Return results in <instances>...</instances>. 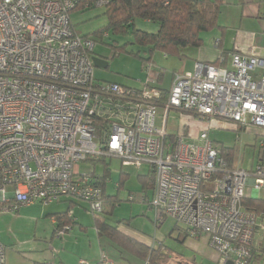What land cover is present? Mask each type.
Instances as JSON below:
<instances>
[{
	"label": "built area",
	"instance_id": "1",
	"mask_svg": "<svg viewBox=\"0 0 264 264\" xmlns=\"http://www.w3.org/2000/svg\"><path fill=\"white\" fill-rule=\"evenodd\" d=\"M79 2L0 0V210L72 197L100 213V177L74 174V164L147 163L153 190L141 200L155 226L170 217L191 236L205 234L223 263L248 264L250 245L264 239V211L245 209L244 190L250 185L258 195L264 168H228L205 130L187 141L157 126L159 87L99 82L95 43L71 24ZM165 106L264 130V59L232 53L229 66L196 61L192 71L173 74Z\"/></svg>",
	"mask_w": 264,
	"mask_h": 264
},
{
	"label": "crops",
	"instance_id": "2",
	"mask_svg": "<svg viewBox=\"0 0 264 264\" xmlns=\"http://www.w3.org/2000/svg\"><path fill=\"white\" fill-rule=\"evenodd\" d=\"M217 24L218 26L213 28L215 31L201 35L203 41L201 46L184 49L182 57L176 55L179 57L177 59L182 63L177 70H173L171 73L167 72L162 65L153 64V67L149 66L144 82L137 79H127L129 77H124L122 80L119 77L114 78L109 75L105 77L111 79L110 82L121 83L136 89L141 88L145 83L155 85L162 90V93L167 95L173 74L192 71L196 61L218 62L221 66H229L232 53L264 59V0H223L217 16ZM168 57V54L164 53L163 56L154 59L165 64L163 59ZM186 60L189 62L183 63ZM148 61H151V59ZM106 69H109V63ZM164 100H166V97ZM165 103L163 107L157 108L162 111L161 114L157 115L160 119V123L157 125L165 127L166 132L170 136L182 134L187 141H191L197 140L199 134L203 130H207L206 128L208 127H217L229 131L234 130V124L230 121L217 118L200 119L193 113L179 111L174 108L166 109ZM246 131L254 132L255 136L261 137L260 143L264 142L263 129L251 127ZM125 176L128 175L124 174L122 177ZM108 180L109 178L106 179L105 184L106 194ZM152 190L149 192L150 194H146L139 188L140 194L137 195V199L142 197L150 198ZM250 190L249 198H253V196L257 198L258 195L251 186ZM132 191L129 190L130 200L136 199V193ZM112 195L117 196L116 192ZM74 199L72 197H61L49 206H39L36 216H32L31 212H29L36 203L21 206L14 212L0 210V243L5 247V264H80V261H85L86 264H97L98 262H103L104 264H145V262L130 254L134 259L126 257L123 251L117 249L111 241L112 246L118 251H102V249L98 251L97 244L102 247V238L97 231L95 220L94 227L96 228L97 244L96 239L94 241L89 238L86 242V246L89 249L85 252L73 249V247H77L81 238H83L82 234L74 232V228L69 232L66 231L61 238L57 237L55 234L56 230L59 227H63V225H71L72 222L70 221L74 220L73 212L75 213L76 208L73 209V205L77 204L73 201ZM141 202L143 201L141 200ZM67 211L68 213L66 214ZM69 213L72 220L68 217ZM142 215L147 214L143 212ZM76 221L78 222L77 219ZM163 222L156 228L159 229ZM86 227L80 222V230H86ZM129 227H126L125 230L137 239L144 241L147 245L154 248L160 245L162 250L166 248L172 251L170 256L172 264H224L218 252L210 247L205 234L191 236L185 225L177 223L175 220L165 237L171 238L180 247L171 246L164 237H160L156 233L154 237H151L149 233L136 228L133 222H129ZM136 231L142 233L139 234ZM254 246L256 249L255 255L258 258L256 257L255 259L253 256L250 264L256 262L260 264L264 255V243L261 241L255 243ZM185 249L191 251V254L189 255ZM82 257H85V259Z\"/></svg>",
	"mask_w": 264,
	"mask_h": 264
},
{
	"label": "rangeland",
	"instance_id": "3",
	"mask_svg": "<svg viewBox=\"0 0 264 264\" xmlns=\"http://www.w3.org/2000/svg\"><path fill=\"white\" fill-rule=\"evenodd\" d=\"M104 12L105 6L97 5L88 10H73L70 13L71 24L75 32L80 36L88 35L92 40H94L95 45L93 47V55L104 57L109 63V69L94 67V76L99 82L110 81L111 79H107L105 77L106 75L112 76L114 78L119 77L121 80L124 77H129L127 79H137L144 82L147 70L149 66L153 67V64L162 65L169 73L173 72V70H177L180 67L182 62L177 59L179 57L176 55H168L169 57L167 59H163L165 64L162 61L155 60L154 58L159 56L161 57L164 54L159 50L153 53L151 61L138 58L132 53L139 51L140 56L144 58L148 57L149 54L145 51V48L132 43L133 40L130 34L122 35L114 34L112 31H106L107 36L93 35V32H95L97 29L105 27L108 22ZM134 24L136 28H140L148 32L154 31L152 24L145 23L140 19H136ZM213 31L215 30H209L204 33H211ZM113 42H116L117 45L120 46V50H114L110 46ZM184 62L186 63L189 61L186 60L183 61V63ZM161 112V109L157 110V115L161 114ZM159 123L160 119L157 117L155 124L157 125ZM206 129L208 131H205L209 132V139L214 145L221 144L225 147L233 148L232 151L234 154V164L236 166H239L248 172H251L258 165L264 168V152L260 147L263 143H260L261 137L255 136L254 132L245 130L229 131L217 127H208ZM249 129L250 128L247 130ZM104 168H108V171L111 173L109 180L107 181V194L112 195L116 192L118 199L120 198L118 204L113 209L112 217L110 213H105L106 222L114 223V220L132 218L130 222H133V225L136 228L142 230L143 232L149 233L151 237H154V234L156 233L158 236L164 237L166 242L171 246L180 247L177 242L173 241L171 238L165 237L171 227V224L174 222V219L167 217L164 219V222L159 227V229L156 228L153 221L152 212L149 209L147 202H141V199H137V195L140 194V186L136 176L137 174H147L151 169L150 165L147 163H142V165L137 168L133 165H122L116 158H107L105 160L96 162L92 160L79 162L74 164L72 172L74 174H82L94 171L96 175H103ZM121 174L123 176L124 174L128 176L120 177ZM129 190H133L132 192L136 193V199L130 200ZM250 191V185H247L244 190V195L247 198L250 196ZM257 198L264 199V188L259 191ZM73 201L77 203L76 205H73V209L76 208V211L75 213L73 211L71 212L74 214V220L76 221L77 219L78 222L73 220L71 229L73 230L74 228V232L83 235V238H81L77 247H73V249L75 251L85 252L89 249L88 246H86V242L89 240V238L95 241L97 237L96 228L94 227V217L95 215L100 217V215L90 211L86 207L85 203L81 200L74 199ZM49 205L51 204L44 205L42 203H36V205L31 208L29 212H31L32 216H36L39 211V206L46 207ZM108 209H110V207ZM143 212H146L147 215H142ZM80 222L87 226L86 230H80ZM71 229L68 230V232L71 231ZM137 233L141 234L142 232L139 231ZM100 237L102 238V247L98 246L96 239L98 251L101 249L102 251H118L112 246L108 239H106L104 236ZM262 243H264V239L262 240ZM185 251L187 250L185 249ZM123 253L126 257L134 259L129 254H126L125 252ZM187 253L190 255L191 251H187ZM82 258L85 259V257ZM110 260L112 261V259ZM260 264H264V255L260 261Z\"/></svg>",
	"mask_w": 264,
	"mask_h": 264
},
{
	"label": "trees",
	"instance_id": "4",
	"mask_svg": "<svg viewBox=\"0 0 264 264\" xmlns=\"http://www.w3.org/2000/svg\"><path fill=\"white\" fill-rule=\"evenodd\" d=\"M222 3L223 0H80L74 11L88 10L97 5L105 6L104 14L108 22L105 27L97 29L92 34L107 36L106 31H112L114 34H130L133 40L132 43L145 48L149 56L147 55L148 57L144 58L140 56L139 51L133 52L132 54L138 58L150 60L151 55L157 50L168 55L182 57V51L184 49L198 48L201 46L203 42L201 35L218 26L217 16ZM136 19L152 24L154 31L148 32L136 28L134 24ZM82 36L89 37L88 35ZM110 46L114 50H120V46L116 42L111 43ZM92 52L93 48L91 56H93ZM213 64L221 66L218 62ZM165 97L166 94L162 93V98L156 102L157 107L164 106V102H166L164 100ZM178 110L192 113L190 111ZM233 124L234 131L247 130L243 126ZM262 143L260 147L264 152V142L262 141ZM216 146L219 154L224 158L227 167H233L235 165L233 148L225 147L221 144ZM108 170V168H104L103 175H96L95 173L96 176L100 177L98 184L101 186L104 201L102 211L98 213L100 217L96 215L94 217L99 235L105 236L117 249L123 250V252L145 262V264H172L170 262L172 251L166 248L162 250L160 245L156 248L151 247L125 230L126 227H129L131 218L114 220V223L106 222L105 213H110L112 217L113 209L119 202L116 195H107L105 193L106 179L110 177V171ZM122 176L120 175V177ZM136 178L144 193L151 192L154 182V175L151 169L147 174H140ZM243 205L246 210L257 213L264 211V199L246 197L243 199ZM109 207L110 209H108ZM186 229L189 231L188 227ZM250 248L251 261L253 256L255 259L258 256L255 255L256 249L254 244H251ZM250 261L248 264H250ZM97 264L104 263L98 262ZM253 264H257V262Z\"/></svg>",
	"mask_w": 264,
	"mask_h": 264
},
{
	"label": "water",
	"instance_id": "5",
	"mask_svg": "<svg viewBox=\"0 0 264 264\" xmlns=\"http://www.w3.org/2000/svg\"><path fill=\"white\" fill-rule=\"evenodd\" d=\"M91 60H92L94 67H96V68L106 69L108 66L107 60L105 58L100 57V56L93 55V56H91ZM253 198H255V196H253ZM222 263H223V261H222ZM224 264H231V261H226Z\"/></svg>",
	"mask_w": 264,
	"mask_h": 264
}]
</instances>
